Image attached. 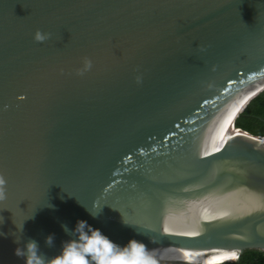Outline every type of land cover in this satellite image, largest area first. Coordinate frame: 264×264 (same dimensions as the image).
Instances as JSON below:
<instances>
[{
  "label": "water",
  "instance_id": "obj_1",
  "mask_svg": "<svg viewBox=\"0 0 264 264\" xmlns=\"http://www.w3.org/2000/svg\"><path fill=\"white\" fill-rule=\"evenodd\" d=\"M263 92L264 0H0V264L77 219L157 264L264 250V135L233 125Z\"/></svg>",
  "mask_w": 264,
  "mask_h": 264
},
{
  "label": "clouds",
  "instance_id": "obj_2",
  "mask_svg": "<svg viewBox=\"0 0 264 264\" xmlns=\"http://www.w3.org/2000/svg\"><path fill=\"white\" fill-rule=\"evenodd\" d=\"M47 35L37 29L33 38L42 41ZM87 63L90 64V61ZM3 183V177L0 176V199L4 198ZM89 212L93 217L96 216V211ZM61 227L69 238L61 242L59 251L54 255L48 256L40 251L33 239L27 240L23 247L17 246L14 254L23 258V264H157L142 240L130 238L126 243L119 244L84 219H77L71 229L63 223ZM44 240L51 247L53 234L49 233Z\"/></svg>",
  "mask_w": 264,
  "mask_h": 264
},
{
  "label": "trees",
  "instance_id": "obj_3",
  "mask_svg": "<svg viewBox=\"0 0 264 264\" xmlns=\"http://www.w3.org/2000/svg\"><path fill=\"white\" fill-rule=\"evenodd\" d=\"M233 125L256 136L264 135V92L238 113ZM216 264H264V250L246 249L238 259Z\"/></svg>",
  "mask_w": 264,
  "mask_h": 264
},
{
  "label": "bare ground",
  "instance_id": "obj_4",
  "mask_svg": "<svg viewBox=\"0 0 264 264\" xmlns=\"http://www.w3.org/2000/svg\"><path fill=\"white\" fill-rule=\"evenodd\" d=\"M224 141L211 142L216 148H218ZM236 257L234 251H221L216 254H204V253H196V254H181L174 258H171L167 261H164L159 264H214L216 262L223 261H233Z\"/></svg>",
  "mask_w": 264,
  "mask_h": 264
},
{
  "label": "snow or ice",
  "instance_id": "obj_5",
  "mask_svg": "<svg viewBox=\"0 0 264 264\" xmlns=\"http://www.w3.org/2000/svg\"><path fill=\"white\" fill-rule=\"evenodd\" d=\"M229 83H231V81H229ZM0 209H4V208H0ZM7 209H9V208H7ZM11 212H12V210L11 209H9ZM12 216H13V213H12Z\"/></svg>",
  "mask_w": 264,
  "mask_h": 264
}]
</instances>
